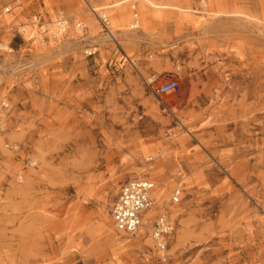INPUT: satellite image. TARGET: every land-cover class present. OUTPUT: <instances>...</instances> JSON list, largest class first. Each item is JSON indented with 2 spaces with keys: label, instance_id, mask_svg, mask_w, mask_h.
I'll list each match as a JSON object with an SVG mask.
<instances>
[{
  "label": "rangeland",
  "instance_id": "rangeland-1",
  "mask_svg": "<svg viewBox=\"0 0 264 264\" xmlns=\"http://www.w3.org/2000/svg\"><path fill=\"white\" fill-rule=\"evenodd\" d=\"M4 5L0 264H264V0ZM167 79L179 93L157 96ZM135 179L171 210L162 257L114 229Z\"/></svg>",
  "mask_w": 264,
  "mask_h": 264
},
{
  "label": "built area",
  "instance_id": "built-area-1",
  "mask_svg": "<svg viewBox=\"0 0 264 264\" xmlns=\"http://www.w3.org/2000/svg\"><path fill=\"white\" fill-rule=\"evenodd\" d=\"M16 4L18 3L16 2ZM11 10L10 5H4L0 8V29L3 28L5 15L9 14ZM39 18L33 17L34 22L32 23L37 28L39 35H49L56 38L64 34L67 25L65 19L58 18L52 24H45L40 23ZM100 19L105 26H108L109 21L105 15H102ZM135 27H137L136 24L133 28ZM75 28L80 31L83 26L81 23H77ZM23 29L24 27L18 28L17 32L22 33ZM0 50L7 51L8 46L0 44ZM179 90V84L176 80L167 79L156 86L155 93L157 96H169L178 94ZM2 108H6L4 103H0V109ZM153 190L154 183L147 179H135L122 184L111 206L110 216L116 232L132 237L141 235V229L149 225V237L154 250L162 257L167 250L169 238L173 231V217L167 206L163 207L158 214L152 215L155 206L152 198ZM181 192V186L178 185L171 193V204L179 202Z\"/></svg>",
  "mask_w": 264,
  "mask_h": 264
},
{
  "label": "bare ground",
  "instance_id": "bare-ground-1",
  "mask_svg": "<svg viewBox=\"0 0 264 264\" xmlns=\"http://www.w3.org/2000/svg\"><path fill=\"white\" fill-rule=\"evenodd\" d=\"M151 4V3H150ZM103 14V13H102ZM34 34H32V32L30 31V30H27V33H25V38L27 39V40H31V39H33V36ZM33 36V37H32ZM2 127V126H1ZM151 168V167H150ZM149 168V170H151ZM143 169V168H142ZM146 170V169H145ZM144 171V170H143ZM145 172V171H144ZM150 172V171H149ZM148 173V172H147ZM160 196V195H159ZM159 196H156L157 198V200H159ZM152 198H153V191H152ZM154 199V198H153ZM154 202H155V200H154ZM155 205H156V202H155ZM160 210H162V209H160ZM152 212H153V210H152ZM146 230V232H148L149 233V231H150V227H149V225L148 226H145L144 227V229H141V231H140V233H141V235L144 233V231ZM148 230V231H147ZM119 234V233H118ZM148 240H150V237L148 236Z\"/></svg>",
  "mask_w": 264,
  "mask_h": 264
}]
</instances>
